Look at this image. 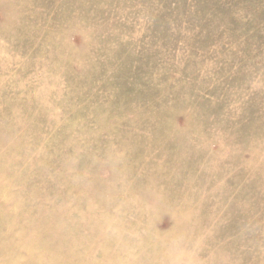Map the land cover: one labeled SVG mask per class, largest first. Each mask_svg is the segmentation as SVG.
Returning <instances> with one entry per match:
<instances>
[{
  "label": "rangeland",
  "instance_id": "obj_1",
  "mask_svg": "<svg viewBox=\"0 0 264 264\" xmlns=\"http://www.w3.org/2000/svg\"><path fill=\"white\" fill-rule=\"evenodd\" d=\"M0 231V264H264V0H0Z\"/></svg>",
  "mask_w": 264,
  "mask_h": 264
},
{
  "label": "bare ground",
  "instance_id": "obj_2",
  "mask_svg": "<svg viewBox=\"0 0 264 264\" xmlns=\"http://www.w3.org/2000/svg\"><path fill=\"white\" fill-rule=\"evenodd\" d=\"M8 67H9V66H8ZM2 78H3V77H2ZM21 93H22V92H21ZM33 133H34V132H33ZM23 146H24V145H23ZM57 150H58V149H56V151H57ZM61 173H62V172H61ZM1 190H2V189H1ZM22 191H23V190H22ZM94 203H95V202H94ZM74 211H75V210H74ZM77 212H78V211H77ZM77 212H76V213H77ZM80 214H82V213L80 212ZM94 215H95V214H94ZM94 215H93V216H94ZM93 216H92V217H93ZM59 217H60V216H59ZM79 217H80V216H79ZM92 217H91V218H92ZM100 218H101V217H100ZM100 218H99V219H100ZM80 220H81V219H80ZM88 220H90V219H88ZM88 220H87V221H88ZM134 220H135V219H134ZM80 222H81V221H80ZM11 223L13 224L12 221H11ZM11 223H10V224H11ZM64 223H65V222H64ZM86 224H87V223H86ZM3 225H4V223H3ZM62 225H63V224H62ZM8 226L11 227V226H13V225H8ZM8 226H6V227H8ZM14 226H15V225H14ZM6 227H4V228H6ZM67 227H68V226H67ZM67 227H66V228H67ZM9 229H11V228H9ZM9 229H8V230H9ZM67 229H68V228H67ZM5 230H6V229H5ZM11 231H12V229H11ZM3 232H4V231H3ZM3 232H2V233H3ZM7 232H8V231H6V233H7ZM17 232H18V231H17ZM20 232H22V231H20ZM26 232H27V230H26ZM26 232H25V233H26ZM29 232H30V231H29ZM0 233H1V231H0ZM18 233H19V232H18ZM27 233H28V232H27ZM31 233L33 234L34 232L32 231ZM35 233H36V231H35ZM12 234H13V233H12ZM15 234H16V232H15ZM52 234H53V233H52ZM56 234H57V233H56ZM77 234H78V233H77ZM0 235L2 236V234H0ZM4 235H5V234H4ZM4 235H3L2 237H4ZM28 235H29V234H28ZM28 235H25V237L28 236ZM30 235H31V234H30ZM1 236H0V239H1ZM7 236H8V235H7ZM10 236H11V235H10ZM18 236H19V235H18ZM33 236H35V235H33ZM39 236H40V235H39ZM39 236H38V238H39ZM71 236H72V235H71ZM5 237H6V236H5ZM5 237H4V238H5ZM13 237H15V236H13ZM13 237H12V238H13ZM31 237H32V236H31ZM69 237H70V236H69ZM17 238H18V237H16V239H17ZM20 238H21V237H20ZM27 238H28V237H27ZM34 238H35V237H34ZM8 239H10V238L8 237ZM18 239H19V238H18ZM18 239H17V240H18ZM57 239H58V238H57ZM4 240H5V239H4ZM17 240H16V241H17ZM19 240H20L19 242H21V241L23 240V237H22V240H21V239H19ZM30 240L32 241V239H29V241H30ZM33 240H36V239H33ZM38 240H41V239H38ZM38 240H37V241H38ZM5 241H6V240H5ZM24 241H25V240H24ZM0 242H1V241H0ZM8 242H9V241H8ZM12 242H14V239L12 240ZM1 243L3 244V242H1ZM1 243H0V246H1ZM9 243H11V242H9ZM17 243H18V242H17ZM17 243H16V244H17ZM27 243H28V241L26 242V244H27ZM34 243H35V242H34ZM36 243H37V242H36ZM41 243H42V242H41ZM71 243H72V242H71ZM20 244L22 245L23 243H20ZM20 244L18 243V246H19ZM26 244L24 243V245H25V247H27V249H28V246H30V250L35 251V246H36V245L33 244V242H32L31 244L28 243V244H29L28 246H26ZM60 244H61V243H60ZM63 244H64V243H63ZM74 245H75V244H74ZM77 245H78V244H77ZM10 246H12V245H10ZM78 246L80 247V245H78ZM90 246H91V245H90ZM21 247H22V246H21ZM23 247H24V246H23ZM23 247H22V248H23ZM46 247H48V246H46ZM51 248H52V247H51ZM63 248H64V247H63ZM66 248H70L69 245H68V247L66 246ZM77 248H78V247H77ZM7 249H8V246H7ZM15 249L18 250L17 247H16ZM19 249H21V248H19ZM25 249H26V248H24V250H25ZM71 249H73V248H71ZM80 249H81V248H80ZM82 249H83V248H82ZM12 250H13V249H12ZM22 250H23V249H22ZM28 250H29V249H28ZM49 250H50V249H49ZM62 250H63V249H62ZM78 250H79V249H78ZM26 251H27V250H26ZM65 251H66V249H65ZM110 251H111V250H110ZM10 252H12V251H10ZM15 252H16V251H15ZM18 252H19V250H18ZM35 252H36V251H35ZM67 252H68V251H67ZM20 253H22V252L20 251ZM24 253H25V252H24ZM24 253H23V254H24ZM27 253H29V251H28ZM33 253H34V252H33ZM33 253L30 252L31 255H32ZM40 253H41V252H40ZM60 253H62V252H60ZM16 254H17V252H16ZM23 254H22V255H23ZM25 254H26V253H25ZM30 254H26V255L30 256ZM36 254H38V253H36ZM52 254H55V253H52ZM52 254H50V256H52ZM58 254H59V253H57V254H55V255H58ZM73 254H74V253H72V255H73ZM22 255H21V256H22ZM42 255H43V254H42ZM45 255H46V254H45ZM48 255H49V254H48ZM55 255H54V257H55ZM60 255H61V254H60ZM0 256H8V254H7L5 251L0 250ZM36 256H37V255H36ZM58 256H59V255H58ZM41 257H42V256H41ZM41 257H40V258H41ZM52 257H53V256H52ZM54 257H53V258H54ZM56 257H57V256H56ZM19 258H21V257H19ZM22 258H23V257H22ZM35 258H36V257H35ZM40 258H38V259H40ZM53 258H51V259H53ZM9 259H10V258H9ZM12 259H13V258H12ZM41 259H42V258H41ZM74 260H75V259H74ZM74 260H73V261H74ZM77 260H78V259H77ZM14 261H15V260H14ZM35 261H36V260H35ZM67 261H68V260H67ZM70 261H71V260H70ZM89 261H90V260H89ZM8 262L10 263V261H8ZM75 262H77V261H75ZM52 263H53V262H51V264H52ZM60 263H61V261H60ZM36 264H38V263L36 262ZM75 264H76V263H75Z\"/></svg>",
  "mask_w": 264,
  "mask_h": 264
}]
</instances>
